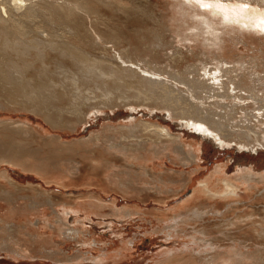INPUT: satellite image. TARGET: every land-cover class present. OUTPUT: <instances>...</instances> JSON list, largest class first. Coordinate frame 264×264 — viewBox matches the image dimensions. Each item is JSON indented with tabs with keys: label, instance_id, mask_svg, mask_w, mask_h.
I'll return each instance as SVG.
<instances>
[{
	"label": "rangeland",
	"instance_id": "obj_1",
	"mask_svg": "<svg viewBox=\"0 0 264 264\" xmlns=\"http://www.w3.org/2000/svg\"><path fill=\"white\" fill-rule=\"evenodd\" d=\"M245 1L246 8L253 11L264 9V0ZM171 2L107 0L101 7L102 20L106 22L101 27L104 31L125 33L133 43L140 42L139 56L152 65L172 66L182 71L201 70L205 65L212 68L217 61L203 55L200 41H188L185 46L178 40L169 43L168 34L162 43L154 37L153 31H165L163 23L172 31L180 30V21L173 18L179 15ZM139 32L143 38L137 39ZM224 38L226 47L221 53L229 61L225 66H239L245 61L253 63L254 68L249 64L248 69L242 70L258 71L252 74L254 80L249 79V84L257 86L260 94H264V79L255 80L258 74L264 76V31H230ZM121 46L135 48L127 42ZM177 46H181L186 55L174 60ZM251 86L243 88L241 93L255 92ZM202 100L209 103L213 98ZM252 107L256 105L247 110H230L229 117L224 119L233 129L251 122L250 133L256 140L259 134L264 136V117L253 116L262 110ZM218 113L226 114V111L219 109ZM31 116L32 113L25 110L0 109V121L24 120L31 124L28 127L34 125L42 134L53 135L50 124L39 116H33L34 119ZM132 118L167 126L187 143H194L197 158L186 162L177 153L166 150L158 156L149 154L146 160H134L130 153L111 148L105 142L80 144L92 132L100 133L110 125H128ZM88 120L77 132H65L64 141L73 145L62 149L61 157L55 162H65L69 169L51 166V171L39 173L16 164H0V176L7 169L20 187L14 188L6 179H1L0 188L10 190L12 202L0 198V218L3 219L0 227L6 230L15 223L20 232L12 239V245H3L2 237H9L0 229V264H232L229 257L213 260L209 254L215 248L219 251L225 248L227 253L234 244L251 252L261 247L263 241L256 230L264 225V146L256 150L253 144L245 148L235 142L221 146L212 136L182 126L165 110L150 111L144 106L137 111L126 107L108 109L92 113ZM9 138L2 137L1 141L9 143ZM15 139L38 150V158H49L53 163L50 146L34 136L21 135ZM113 140L120 139L116 136ZM245 170H252L259 179L241 181L238 177ZM127 175L133 180L128 188L124 186L128 183H114V179L126 181ZM223 178H237L240 186L237 195L210 198L202 182L209 180L219 190L224 187ZM35 189L54 195L55 203L41 200L38 206H32L23 192L38 197ZM197 209L200 214L195 213ZM253 221H257L255 226ZM231 222L234 224L229 225Z\"/></svg>",
	"mask_w": 264,
	"mask_h": 264
},
{
	"label": "bare ground",
	"instance_id": "obj_2",
	"mask_svg": "<svg viewBox=\"0 0 264 264\" xmlns=\"http://www.w3.org/2000/svg\"><path fill=\"white\" fill-rule=\"evenodd\" d=\"M171 1L179 15L173 18L180 21V30L172 31L167 23H163L165 31H153L154 37L162 43L163 37L168 34L171 38L169 43L178 40L185 46L188 41H200L203 55L217 61L212 68L206 67L204 58L205 66L193 71L144 62L139 56L140 42L133 43L125 33L102 29L101 25L106 22L102 20L101 7L107 0H0V109L29 111L50 124L53 133L46 136L34 125L28 127L31 124L24 120H1L0 164H16L39 173L51 171V166L69 169L65 162H55L61 157L62 149L73 145L64 141L65 132H77L82 124L89 121L92 113L114 110L116 107H126L130 111H137L141 106L150 111L165 110L170 118L178 120L182 126L212 136L221 146H230L233 142L244 148L253 144L255 150L258 146H264V136L256 133L258 136L255 140L250 133L251 122L242 126L243 129H233V125L224 119L235 108L247 110L253 105H256L253 109L262 110L253 116L264 117V94H260V88L249 84V79L254 80L252 74L258 71L244 72L242 68L248 69L249 64L254 68L253 63L247 61L240 62L239 66L227 67L225 63L229 61L221 53L226 47V33L264 30V9L253 11L243 7L245 0ZM98 3H101L100 6ZM136 35L137 39L143 38L141 32ZM125 42L135 48H124L121 45ZM176 49L174 60L182 59L185 52L181 46ZM257 79L262 80L264 76L258 74ZM248 86L255 92L241 93ZM204 90L206 92L202 96ZM203 98H213V101L206 103ZM248 99L253 101L247 103L245 100ZM219 109L225 110L226 114L218 113ZM145 120L134 118L128 125H110L100 133L92 132L80 144L90 142L101 145L105 142L111 148L130 153L134 160H146L149 154L158 156L166 150L177 153L186 162L197 158L194 143H187L181 135L172 133L163 124ZM21 135L34 136L50 146L53 163L49 162V158H38V150L32 147L30 150L29 146L16 141L15 138ZM6 136L10 137L9 143L1 141ZM116 136L120 139L118 142L113 140ZM74 168L82 170L78 166ZM2 178L14 188H20L7 169L2 172L0 182ZM238 178L241 181L259 179L252 170L243 171ZM114 180L119 181H115V184L128 183L124 185L126 188L133 183L130 175H127L126 181ZM223 180L224 187L219 190L209 180L201 181L202 188L210 198L236 196L240 188L237 178ZM6 189L0 188V198L12 202L9 199L10 190ZM29 189L32 188L29 186ZM35 191L38 197L23 192V197H28L32 206H38L41 200L55 203L54 195ZM195 213L201 212L197 209ZM256 222L252 224L255 226ZM262 224L256 232L263 242L256 252L244 251L234 244V249L227 253L225 248L219 251L214 247L209 255L213 260L229 257L232 264H264ZM6 228L0 227L9 237H2V244L12 245V239L18 237L20 229L15 223Z\"/></svg>",
	"mask_w": 264,
	"mask_h": 264
},
{
	"label": "snow or ice",
	"instance_id": "obj_3",
	"mask_svg": "<svg viewBox=\"0 0 264 264\" xmlns=\"http://www.w3.org/2000/svg\"><path fill=\"white\" fill-rule=\"evenodd\" d=\"M209 5H205V7H208ZM248 5L245 3L244 5H243V7H247ZM262 31H264V30H262Z\"/></svg>",
	"mask_w": 264,
	"mask_h": 264
}]
</instances>
